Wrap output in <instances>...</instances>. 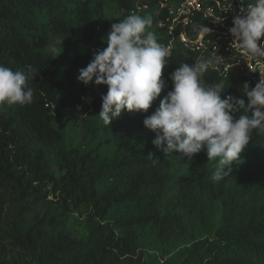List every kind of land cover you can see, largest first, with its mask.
<instances>
[{
	"label": "trees",
	"instance_id": "trees-1",
	"mask_svg": "<svg viewBox=\"0 0 264 264\" xmlns=\"http://www.w3.org/2000/svg\"><path fill=\"white\" fill-rule=\"evenodd\" d=\"M162 1L0 0V65L13 71L23 70L26 65L39 70L29 81L34 91L32 102L0 109V264H121L122 258L134 252L129 242L130 229L160 220V205L170 181L168 170L199 159L196 154L189 161L176 151L166 156L151 146L142 153L96 163L97 152L111 140L105 137L84 151L71 147L61 153L62 174L56 177L43 150L37 148L51 147L62 139V133L53 126L54 120H78L89 114L92 121H97L89 125L93 135L108 128L98 116L102 104L96 88L101 86H85L77 76L79 69L91 62L95 51L107 46L104 32L130 13L151 16L152 25L146 33H154L164 46L172 44L162 76L166 86L148 112H154L172 90L170 74L184 63L198 62L194 53L158 27L167 17L166 10L160 7ZM109 8L116 14L105 17ZM202 26L195 22L186 28V34L194 38ZM55 51L59 54L55 55ZM203 80L209 85L221 84L222 99L233 96L246 103L244 85L255 87L244 77L222 80L209 69ZM241 114L242 111L235 113L236 118ZM128 115L125 111L108 125L117 144L128 136L120 123L121 119L128 121ZM254 151L264 153V134L256 130L243 152ZM232 176L233 173L218 182L217 192ZM263 191L264 182L252 180L242 193L258 197ZM48 196L57 199L68 212L89 208L92 225L86 239L77 240L65 231H48L43 218H35L21 230L15 226L12 213L20 214L31 203L44 202ZM126 202H136L134 209H126L104 229L99 221ZM178 264H264V206L240 209L236 204L227 205L213 238L194 243Z\"/></svg>",
	"mask_w": 264,
	"mask_h": 264
},
{
	"label": "clouds",
	"instance_id": "clouds-1",
	"mask_svg": "<svg viewBox=\"0 0 264 264\" xmlns=\"http://www.w3.org/2000/svg\"><path fill=\"white\" fill-rule=\"evenodd\" d=\"M232 23L229 33L248 60L264 59V43H258L264 37V0L249 4L246 14L240 11ZM151 25V16L137 13L112 24L107 46L97 49L91 62L79 69V83L107 87L98 114L105 125L125 111L148 112L166 86L162 76L170 50L157 42L154 33H146ZM200 31L210 32L204 26ZM211 63L201 59L172 72V90L143 124L155 133L153 145L166 156L176 151L190 161L206 150L209 161L218 158L212 175V181L218 182L231 175V165L248 146L253 130L264 134V78L254 88L244 85L247 103L233 96L222 99V85L203 80ZM38 73L32 65L16 71L0 65V109L31 103L34 91L29 81ZM241 111L236 118L235 113Z\"/></svg>",
	"mask_w": 264,
	"mask_h": 264
},
{
	"label": "rangeland",
	"instance_id": "rangeland-1",
	"mask_svg": "<svg viewBox=\"0 0 264 264\" xmlns=\"http://www.w3.org/2000/svg\"><path fill=\"white\" fill-rule=\"evenodd\" d=\"M115 14L110 8L104 12L105 17ZM109 32L110 30L105 31L104 35L108 36ZM54 54L58 55L59 51ZM96 89L100 90V97L107 92L106 86ZM91 100L92 97H89L88 103ZM100 103L102 104V100ZM152 113H128V121L121 119L120 123L128 133L121 144L111 138L112 128L108 125L106 130L93 135L89 125L97 121H92L89 114H84L83 120H74L72 117L54 120L53 126L62 133V139L51 147L37 148L43 150L47 164L56 177L62 174L59 170L61 153L71 147L84 151L105 137L111 140L97 152L96 163L110 157L124 158L128 153H142L154 146L155 133L147 130L143 124L146 116ZM135 119L138 121H134ZM100 122L105 125L102 120ZM136 123L139 125L136 126ZM198 155L197 161L186 166L176 165L168 170L170 181L160 205V220L153 225H136L130 229L129 242L134 252L122 258L121 264H178L194 243L213 238L227 205L236 204L240 209H258L260 205L264 206V191L258 197H246L242 193L252 180L264 182V153L242 152L239 159L231 165V180L220 192H217L219 181H212L218 158L216 161H209L206 150ZM135 203L126 202L114 208L104 221H99L100 225L108 229L126 209H134ZM60 205L57 199L48 196L44 202L31 203L20 214L12 213L11 218L20 230L35 218H43L48 231H65L77 240L86 239L92 225L89 208L83 206L78 212H68Z\"/></svg>",
	"mask_w": 264,
	"mask_h": 264
},
{
	"label": "built area",
	"instance_id": "built-area-1",
	"mask_svg": "<svg viewBox=\"0 0 264 264\" xmlns=\"http://www.w3.org/2000/svg\"><path fill=\"white\" fill-rule=\"evenodd\" d=\"M255 0H163L160 7L167 17L158 23L171 40L176 38L186 49L196 55L197 61L210 60L209 70L222 80L244 77L256 85L264 78V59L249 61L246 54L233 42L229 29L240 11L246 14ZM195 22L202 23L210 32L199 31L194 38L186 28ZM179 30L178 34L176 30ZM258 43H264V37ZM171 42L166 46L171 49Z\"/></svg>",
	"mask_w": 264,
	"mask_h": 264
}]
</instances>
